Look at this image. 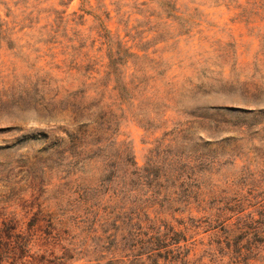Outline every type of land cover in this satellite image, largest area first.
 <instances>
[{"label": "rangeland", "instance_id": "obj_1", "mask_svg": "<svg viewBox=\"0 0 264 264\" xmlns=\"http://www.w3.org/2000/svg\"><path fill=\"white\" fill-rule=\"evenodd\" d=\"M174 1L182 19L167 20L186 31L157 26L158 0H72L68 8L2 0L0 90L17 100L27 87L31 104L0 117V264H142L106 223L118 203L109 176L70 154L75 119L64 112V87L78 85L70 69L84 54L105 69L110 36L98 16L114 39L161 61L146 63L151 75L163 70L160 100L124 116L117 131L136 162L123 210L143 209L146 231L181 232L187 264H264V0ZM194 110L218 114L177 136ZM145 169L165 178L140 179ZM183 170L190 178L178 188Z\"/></svg>", "mask_w": 264, "mask_h": 264}, {"label": "trees", "instance_id": "obj_2", "mask_svg": "<svg viewBox=\"0 0 264 264\" xmlns=\"http://www.w3.org/2000/svg\"><path fill=\"white\" fill-rule=\"evenodd\" d=\"M71 2L72 0H64V6L68 8ZM158 2L162 3L160 4L161 10L157 8L150 14L158 21H156L157 26L161 27L165 25L170 30L180 28L179 25L173 24L175 21L169 23L167 20L174 17L179 22L182 19V16H177L179 10L175 1L158 0ZM2 3V0H0V7ZM90 7L92 8V5ZM67 8L64 10L65 14H67ZM86 11L92 13L93 8ZM98 19L101 20L100 24L104 33L108 37L110 36L108 40V62L104 66L105 69L103 71L101 69H92L91 65H88L90 60L84 54L81 58L82 62L76 60L75 64L71 65L73 68L70 69H75L80 74L77 80L78 85L74 89H66L64 87V112L71 113L75 119V131L68 135V142L71 143L74 149L70 151V154L75 158H79L84 163L87 160L94 164L98 163V167L96 168L98 174L103 173L104 176H109L106 183L107 187L113 190L111 201L115 202L116 200L118 203L113 210L108 212L106 223L111 224L113 236L117 238L119 235H125L132 242V247L127 248V252L132 253L134 256L133 262L160 264L162 259L168 262L169 258L172 257L177 262L187 264L189 263L188 255L190 252L188 250L186 252V246L181 245L182 237H178V234L182 235L181 232L167 228L164 230L161 227H157L155 233L151 230L146 231L144 223L148 218L144 210L139 209V212L133 211V206L128 204L131 210L127 211L123 210L125 208L120 205V203L127 205L125 202L126 198L129 199L127 180L129 174L135 173L131 170V167L136 165V162L130 156L128 148L124 149V142L116 138L117 131L124 116L130 114L138 118L136 110L141 108L143 104L153 105L160 100L155 93L157 91L155 90V83L158 80L157 77L162 75L163 70H159L155 75H151L149 73L151 64L148 65L146 63L148 61L150 63L154 62L156 67H160L161 61L150 58L149 54L140 55L137 52H133L131 47H128L122 40L114 39L115 37L111 34V30L105 26L101 16H98ZM6 24L8 23L0 14V33L4 30ZM180 29L181 31H186L182 30V28ZM6 41L7 45L11 47L13 41ZM30 84L32 85L33 83L30 82ZM249 84L246 83L245 85L249 86ZM251 85H253L252 87L256 91L261 89L256 83L251 82ZM29 90L26 87V91H22L17 100H10L0 90V117L5 114H11L14 108L30 105L31 100L28 95L31 91ZM174 92L175 89L169 90L168 94L173 95ZM217 114L218 112L213 113L212 116L209 114L203 115L198 110L188 113V119L182 123H178V130H175L177 136L180 135L182 138H187L188 135L193 134L192 131L195 129V124L208 120H216ZM141 121L143 120L138 119V122ZM148 123H151V121L149 120ZM152 163L157 165L158 162L154 160ZM182 164V162H178L179 167ZM190 166L189 163L188 168ZM136 171L138 177L144 180L159 181L165 178L163 175L159 176L150 171L148 172L147 169H145V173ZM186 172V170H183L181 174H178V178L181 180L178 188L186 184L190 178L187 174L188 172ZM243 228H240V230L237 228L234 231L246 232L247 230ZM183 239L186 240L184 237ZM172 244L175 245V248L171 249L169 246ZM163 248H165V254L161 251ZM119 249L124 251L126 248L116 244L114 251H118Z\"/></svg>", "mask_w": 264, "mask_h": 264}]
</instances>
